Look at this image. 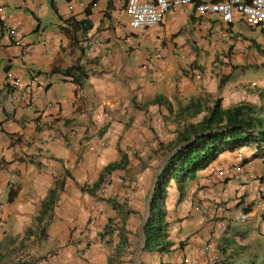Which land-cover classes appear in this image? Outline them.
I'll list each match as a JSON object with an SVG mask.
<instances>
[{
    "label": "crops",
    "instance_id": "1",
    "mask_svg": "<svg viewBox=\"0 0 264 264\" xmlns=\"http://www.w3.org/2000/svg\"><path fill=\"white\" fill-rule=\"evenodd\" d=\"M215 102L264 108V32L238 15L178 7L139 33L124 0H0V264H264L262 139L170 180L171 246L144 250L150 194L181 146L160 150L181 132L166 130Z\"/></svg>",
    "mask_w": 264,
    "mask_h": 264
},
{
    "label": "trees",
    "instance_id": "2",
    "mask_svg": "<svg viewBox=\"0 0 264 264\" xmlns=\"http://www.w3.org/2000/svg\"><path fill=\"white\" fill-rule=\"evenodd\" d=\"M73 29L77 24L73 22ZM155 103L161 104L160 99ZM196 112V110H195ZM207 116L198 124L186 125L175 142L181 145L166 161L162 172L157 177L152 198L149 218L144 226L146 252L168 251L171 244L166 241L167 225L163 221L161 204L165 187L170 180L183 184L192 180L196 173L213 163L224 152H233L243 147L264 140V108L248 103H240L228 109H222L218 102L207 108ZM116 165L105 168L109 174ZM100 181L88 193L95 190L103 182ZM228 264V263H222Z\"/></svg>",
    "mask_w": 264,
    "mask_h": 264
},
{
    "label": "built area",
    "instance_id": "3",
    "mask_svg": "<svg viewBox=\"0 0 264 264\" xmlns=\"http://www.w3.org/2000/svg\"><path fill=\"white\" fill-rule=\"evenodd\" d=\"M192 6L200 16H217L225 23L230 24L234 16L241 17L243 22L250 28H261L264 32V0H124L125 13L129 20L130 28L143 33L150 28L159 26L166 14L173 8ZM91 45V42H87ZM16 82L12 84L14 88ZM238 171V167L233 168ZM220 173V171H218ZM16 173L10 172L11 181L8 189L13 188ZM110 180L106 179L97 194L103 193V187L109 185ZM81 243V254L87 255L88 244ZM183 264V263H180Z\"/></svg>",
    "mask_w": 264,
    "mask_h": 264
},
{
    "label": "rangeland",
    "instance_id": "4",
    "mask_svg": "<svg viewBox=\"0 0 264 264\" xmlns=\"http://www.w3.org/2000/svg\"><path fill=\"white\" fill-rule=\"evenodd\" d=\"M183 121H186V119L181 118V119H180V122H179L178 124H176L175 121L172 122V125H174L175 129H174V130H172V129L166 130V131H167V134L171 135V131H172V134H175L176 131H178L177 128L180 129L179 131H182V130L186 127V124H183V123H184ZM182 124H183V125H182ZM179 131H178V132H179ZM176 135H177V134H176ZM175 142H176V141H175ZM175 142H174V143H171V144H168V146H167V145L164 146V147H161V146H160V150H164V149H165L168 153H171V151H172V150L174 149V147H175ZM160 173H161V172H160ZM107 179L110 180V184H111L112 179H111V178H107ZM110 184H109V185H105V186L103 187V193H104L105 188H107L108 186H110ZM153 192H154V189L152 190V192H151V194H150V198L152 197ZM103 193H101V194H96V196H97V197H100V196L103 195ZM148 201H149V200H148ZM81 243H85L84 246H83V248H84V247L86 248V245L88 244V249H89L90 246L92 245V243L88 240V241H84V242H80V243H78L77 246H79ZM79 248H82V246H79ZM150 254H151V253H150ZM152 255H155V253L152 252Z\"/></svg>",
    "mask_w": 264,
    "mask_h": 264
},
{
    "label": "water",
    "instance_id": "5",
    "mask_svg": "<svg viewBox=\"0 0 264 264\" xmlns=\"http://www.w3.org/2000/svg\"><path fill=\"white\" fill-rule=\"evenodd\" d=\"M150 207H151V200H150V205H149V209H148V215H147V219H146V221L148 220V218H149V214H150Z\"/></svg>",
    "mask_w": 264,
    "mask_h": 264
}]
</instances>
